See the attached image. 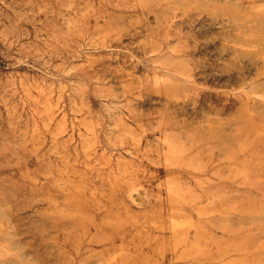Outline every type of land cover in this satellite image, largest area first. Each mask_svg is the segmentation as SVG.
<instances>
[{
    "label": "rangeland",
    "instance_id": "1",
    "mask_svg": "<svg viewBox=\"0 0 264 264\" xmlns=\"http://www.w3.org/2000/svg\"><path fill=\"white\" fill-rule=\"evenodd\" d=\"M0 264H264V0H0Z\"/></svg>",
    "mask_w": 264,
    "mask_h": 264
},
{
    "label": "bare ground",
    "instance_id": "2",
    "mask_svg": "<svg viewBox=\"0 0 264 264\" xmlns=\"http://www.w3.org/2000/svg\"><path fill=\"white\" fill-rule=\"evenodd\" d=\"M210 9H211V8H210ZM217 11H218V9H217ZM220 11H221V10H220ZM220 11H219V12H220ZM223 12H224V11H223ZM211 14H212V12H211ZM225 14H226V13H225ZM115 178H116V177H115ZM236 250H237V249H236Z\"/></svg>",
    "mask_w": 264,
    "mask_h": 264
}]
</instances>
